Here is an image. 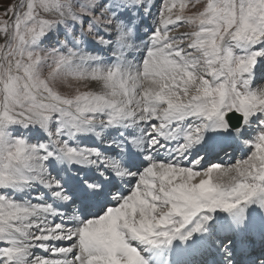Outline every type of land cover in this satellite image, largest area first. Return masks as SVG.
Wrapping results in <instances>:
<instances>
[{
  "label": "snow or ice",
  "instance_id": "6c2138e0",
  "mask_svg": "<svg viewBox=\"0 0 264 264\" xmlns=\"http://www.w3.org/2000/svg\"><path fill=\"white\" fill-rule=\"evenodd\" d=\"M0 264H264V0L5 8Z\"/></svg>",
  "mask_w": 264,
  "mask_h": 264
},
{
  "label": "rangeland",
  "instance_id": "374dc122",
  "mask_svg": "<svg viewBox=\"0 0 264 264\" xmlns=\"http://www.w3.org/2000/svg\"><path fill=\"white\" fill-rule=\"evenodd\" d=\"M17 0H0V16L3 15V10L11 4H15Z\"/></svg>",
  "mask_w": 264,
  "mask_h": 264
}]
</instances>
